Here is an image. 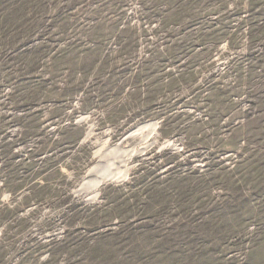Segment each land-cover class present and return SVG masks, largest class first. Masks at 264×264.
Segmentation results:
<instances>
[{
  "label": "rangeland",
  "instance_id": "1",
  "mask_svg": "<svg viewBox=\"0 0 264 264\" xmlns=\"http://www.w3.org/2000/svg\"><path fill=\"white\" fill-rule=\"evenodd\" d=\"M0 264H264V0H0Z\"/></svg>",
  "mask_w": 264,
  "mask_h": 264
},
{
  "label": "bare ground",
  "instance_id": "2",
  "mask_svg": "<svg viewBox=\"0 0 264 264\" xmlns=\"http://www.w3.org/2000/svg\"><path fill=\"white\" fill-rule=\"evenodd\" d=\"M143 130H149L150 135H152V133L156 131V125L148 124L140 129V131ZM136 132H138V130ZM148 139L149 137L144 138V144L148 142ZM145 149L146 148L143 146L139 149H126L123 148L121 144L104 150L101 147L96 152V155L99 157V161L92 169L91 173L88 174L89 179L83 185V189L96 193L97 189L103 184L122 183L126 181L131 171L130 163L132 159L136 158L140 154H143Z\"/></svg>",
  "mask_w": 264,
  "mask_h": 264
}]
</instances>
